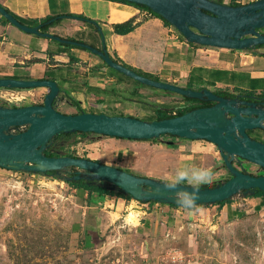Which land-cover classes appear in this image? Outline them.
I'll list each match as a JSON object with an SVG mask.
<instances>
[{
    "label": "crops",
    "instance_id": "crops-1",
    "mask_svg": "<svg viewBox=\"0 0 264 264\" xmlns=\"http://www.w3.org/2000/svg\"><path fill=\"white\" fill-rule=\"evenodd\" d=\"M212 1L232 5V1L245 4L254 0ZM0 5L29 26L45 17L60 16L45 31L61 38L90 42L100 31L108 55L152 79L182 88H205L229 97L264 100V45L229 49L191 43L144 8L115 0H0ZM68 14L82 15L93 22L66 17ZM125 22H130V30L115 32L114 25ZM50 40L24 32L0 17V78L54 80L58 91L52 103L64 105L63 112L68 114L128 115L149 121L159 113L172 114L181 104V95L138 84L115 73L88 51ZM44 88L45 94L48 89ZM253 135L264 142V131ZM72 190L73 203L79 208L75 222L81 226L83 245L88 248L95 247L93 238H110L107 232L114 225L149 239L155 233L160 237L168 230L166 227L190 225L193 219L201 221V210L190 216L179 206L135 200L117 188L110 189L112 193L88 192L77 184ZM235 194L216 205L220 216L223 205L232 218L250 210L264 213V194ZM130 214L132 219L128 220Z\"/></svg>",
    "mask_w": 264,
    "mask_h": 264
},
{
    "label": "rangeland",
    "instance_id": "rangeland-1",
    "mask_svg": "<svg viewBox=\"0 0 264 264\" xmlns=\"http://www.w3.org/2000/svg\"><path fill=\"white\" fill-rule=\"evenodd\" d=\"M258 30L264 33V27ZM96 32L90 42H79L101 46L103 37L100 31ZM44 89L0 87V107L40 104ZM180 97V106L190 102ZM52 107L61 113L65 111L64 105L57 102ZM25 128L26 125H15L5 132L14 134ZM158 137L155 140L156 137L124 138L122 142L94 133L57 135L47 147L53 156L89 158L160 181L185 163L211 167L216 177L212 185L231 176L213 143L167 134ZM232 165L239 171L264 175L263 168L237 156L232 158ZM72 171L67 168L62 175L69 173L71 178L62 181L46 173L0 167V264H264V213L250 210L232 218L223 205L220 216V207L215 203L199 204L201 221L193 219L190 225L166 227L168 230L160 237L155 233L146 239V235L114 225L107 232L110 238L102 237L99 241L93 238L96 245L88 248L83 245L81 226L75 222L79 208L73 203L72 189L82 183L75 181ZM85 183L114 188L108 182L87 180ZM127 219H132L131 214Z\"/></svg>",
    "mask_w": 264,
    "mask_h": 264
},
{
    "label": "water",
    "instance_id": "water-1",
    "mask_svg": "<svg viewBox=\"0 0 264 264\" xmlns=\"http://www.w3.org/2000/svg\"><path fill=\"white\" fill-rule=\"evenodd\" d=\"M126 1L146 6L191 43L229 49L264 45V33L258 30L264 27V0L238 5L212 0ZM0 16L24 32L85 48L99 56L108 67L141 84L213 102L176 116L149 121L128 115L92 112L68 114L52 107V100L58 91L54 80L0 78V87L48 89L40 104L0 107V167L46 172L73 166L77 168L75 178L82 170L116 186L132 199L177 205L171 193L163 187L164 181L133 174L89 158L43 154L47 141L59 132H92L125 139H149L169 134L213 143L231 174L217 186L201 188L199 204L227 199L242 189L257 188L264 191V175L239 171L232 165V158L237 156L264 169V142L252 139L248 134L249 130H264V107L261 106H264V101L239 96L226 97L205 88L194 90L155 80L114 61L103 44L99 50L83 42L40 31L39 24H23L1 5ZM15 125H26V128L14 134L5 132L8 127Z\"/></svg>",
    "mask_w": 264,
    "mask_h": 264
},
{
    "label": "trees",
    "instance_id": "trees-1",
    "mask_svg": "<svg viewBox=\"0 0 264 264\" xmlns=\"http://www.w3.org/2000/svg\"><path fill=\"white\" fill-rule=\"evenodd\" d=\"M115 1H119V2H122V3H126V4H130V5H135L137 7H140V8H144L145 10L149 11L150 13L156 15L157 17L161 18L160 16H158L157 14L153 13L149 8H147L146 6L144 5H141V4H136V3H132V2H129V1H126V0H115ZM232 5H237L238 3H235V2H231ZM66 17H72V18H76V19H80V20H83V21H86V22H93L92 20L82 16V15H71V14H68V15H65ZM1 19L4 21V22H7L8 21L6 19H4L2 16H0ZM60 18V16H49V17H45L44 19H41L37 22L34 21V24H39V27L38 29L40 31H45L47 26H49L51 23L57 21L58 19ZM162 19V18H161ZM163 21H165L164 19H162ZM166 22V21H165ZM131 28V25H130V22H125L121 25H114V29H115V32L117 33H126L130 30ZM73 40V39H72ZM63 45L65 46H69V47H77V48H82V47H78V46H75V45H71V44H65V43H62ZM259 46H262V44H257V45H253V46H250V47H259ZM83 49V48H82ZM116 61V60H115ZM124 66H127L125 65L124 63H120ZM128 67V66H127ZM137 73H140L144 76H147L149 78H152L151 75H148L146 73H142L140 71H136ZM8 88V87H6ZM163 91H166V90H163ZM169 92V91H167ZM173 93V92H172ZM183 99L185 100H189L190 102L183 105V106H178V107H175L174 108V111L172 114H160L155 118V119H161V118H166V117H172V116H176V115H179V114H182L183 112L185 111H188V110H191L195 107H200V106H207L210 104V101H207L205 99L203 100H200V99H196V98H191V97H185V96H182ZM87 134H93L92 132H80V131H68V132H59L55 135H53L48 141H47V144L45 146V148L43 149V154L47 155V156H53L52 153L49 152L48 150V143L53 140L57 135H63L65 137H69V136H73V135H87ZM164 135V134H163ZM169 135V134H167ZM106 136V135H105ZM170 136H173V135H170ZM176 137V136H175ZM114 138H120V137H114ZM151 139V138H149ZM138 140H148V139H138ZM67 168H70L72 173H74V175L72 177L75 176V167L73 166H69V167H65V168H61V169H58V170H51V171H46V172H36V173H46V174H49V175H52L62 181H68L70 180L71 178V175L68 173V175H62L66 172V169ZM33 172V171H31ZM71 173V174H72ZM75 178V177H74ZM76 180L75 181H80L82 183V187L87 190L88 192L91 191V190H97L99 192H102V193H112V191H108L106 190L103 186H100L98 184L96 185H91V184H86L85 182L87 180H90V181H98L100 183H106V181H103V180H100L98 177H96L95 175L91 174V173H85V172H81V173H78V177L75 178ZM220 183L216 184V185H210V186H207V187H213V186H217L219 185ZM112 185V184H111ZM114 188H117L116 186L112 185ZM201 188H204V187H201ZM118 189V188H117ZM121 191V190H120ZM241 193L243 194H246L250 197H258V196H261L264 194V191L262 190H259L257 188H248V189H242L240 190ZM122 192V191H121ZM126 196L130 197L128 194H125ZM229 198L227 199H224V200H220V201H215L213 203L215 204H223L224 202L228 201ZM140 201H144V200H140ZM151 201V200H149ZM170 206H178V205H175V204H170Z\"/></svg>",
    "mask_w": 264,
    "mask_h": 264
},
{
    "label": "clouds",
    "instance_id": "clouds-1",
    "mask_svg": "<svg viewBox=\"0 0 264 264\" xmlns=\"http://www.w3.org/2000/svg\"><path fill=\"white\" fill-rule=\"evenodd\" d=\"M215 172L211 167H201L185 163L165 179L163 187L171 193L175 203L188 215L199 212L201 187L215 183Z\"/></svg>",
    "mask_w": 264,
    "mask_h": 264
},
{
    "label": "flooded vegetation",
    "instance_id": "flooded-vegetation-1",
    "mask_svg": "<svg viewBox=\"0 0 264 264\" xmlns=\"http://www.w3.org/2000/svg\"><path fill=\"white\" fill-rule=\"evenodd\" d=\"M101 47H102V45L101 46H96V48H98L99 50L101 49ZM85 49V48H84ZM110 56V55H109ZM111 57V56H110ZM112 58V57H111ZM113 59V58H112ZM114 61H115V59H113ZM117 62V61H116ZM216 94H218V93H216ZM219 95H222V94H219ZM224 96H226V97H229V96H227V95H224ZM253 100H256V101H258V102H262V101H264V100H262V99H253ZM213 102L212 101H210V104L209 105H211ZM262 107H264L263 105H261ZM258 130H260V129H254V130H249L248 131V134H249V136L252 138V139H255V136L253 135V133L255 132V131H258ZM260 131H264V130H260ZM95 134V133H94ZM255 140H257V139H255ZM259 141V140H258Z\"/></svg>",
    "mask_w": 264,
    "mask_h": 264
}]
</instances>
